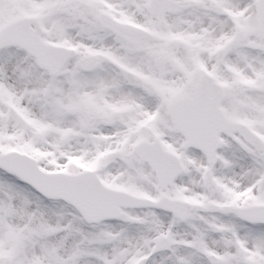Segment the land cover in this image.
I'll return each mask as SVG.
<instances>
[{
	"label": "snow or ice",
	"instance_id": "obj_1",
	"mask_svg": "<svg viewBox=\"0 0 264 264\" xmlns=\"http://www.w3.org/2000/svg\"><path fill=\"white\" fill-rule=\"evenodd\" d=\"M0 264H264V0H0Z\"/></svg>",
	"mask_w": 264,
	"mask_h": 264
}]
</instances>
